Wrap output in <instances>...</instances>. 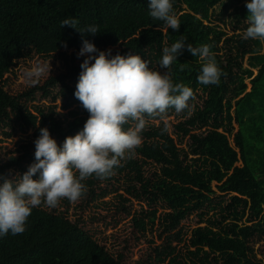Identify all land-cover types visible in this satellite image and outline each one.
Wrapping results in <instances>:
<instances>
[{
  "label": "trees",
  "instance_id": "1",
  "mask_svg": "<svg viewBox=\"0 0 264 264\" xmlns=\"http://www.w3.org/2000/svg\"><path fill=\"white\" fill-rule=\"evenodd\" d=\"M217 5L231 10L246 30V0H174L178 31L150 17L148 0H0V124L34 131L17 155L0 162L7 178L22 175L35 161L40 128L62 144L88 119L67 82L78 80L85 57L77 55L81 34L60 27L66 18L78 19L80 27L98 25L99 33L84 38L99 50L138 54L202 100L195 105L191 99L174 125L177 134L189 137L188 150L163 123L149 124L142 144L110 177H89L76 202L34 208L22 234L0 238V264H264V44L242 34L227 37L213 24ZM181 35L194 47L211 45L223 73L219 84L198 83L203 61L187 48L170 69L159 67L163 47ZM246 55L249 68L243 66ZM37 62L48 63L51 71L36 85L27 84L22 73ZM57 86L68 96L66 107L81 109L71 110V119H57L52 109L36 107L33 114L24 107L23 100L48 96ZM194 212L213 214L186 239L181 222Z\"/></svg>",
  "mask_w": 264,
  "mask_h": 264
},
{
  "label": "clouds",
  "instance_id": "2",
  "mask_svg": "<svg viewBox=\"0 0 264 264\" xmlns=\"http://www.w3.org/2000/svg\"><path fill=\"white\" fill-rule=\"evenodd\" d=\"M174 0H148L149 15L162 21L165 30L178 31L180 21L173 10ZM247 28L243 39L264 44V0H246ZM71 26L82 36L80 65L74 96L89 116L82 130L58 144L47 127L40 128L34 141L35 161L26 172L12 178L0 174V238L22 234L28 218L37 207L55 208L62 199L76 202L86 192L83 181L95 176L104 180L121 161L131 158L142 144V132L148 117L165 114L174 108L177 114L190 108L193 90L173 83L168 71L163 74L142 56L113 55L99 50L87 35L99 33L98 25L79 26L76 18H66L60 27ZM181 38L162 49L160 68L170 69L187 50L203 61L197 77L202 85H217L223 74L211 51V45L194 47ZM66 47V44H65ZM51 71L48 63L37 62L22 73L27 84L36 85ZM133 122L127 129L124 125ZM38 126V125H37ZM37 176L36 179L33 177Z\"/></svg>",
  "mask_w": 264,
  "mask_h": 264
},
{
  "label": "rangeland",
  "instance_id": "3",
  "mask_svg": "<svg viewBox=\"0 0 264 264\" xmlns=\"http://www.w3.org/2000/svg\"><path fill=\"white\" fill-rule=\"evenodd\" d=\"M227 0H223V2H226ZM214 19V25L218 26L220 29L225 31L227 33V37L236 34H242L244 31L242 30L244 28V24H238L236 19L231 15V10L228 12H225L223 8L220 5L215 6V14L213 15ZM235 27H238L237 30ZM243 66L244 68H249L248 65V56L246 55L243 60ZM149 67H152L153 69H156V66L154 64L149 63ZM160 71V70H159ZM254 75L257 74V69H253ZM68 84L75 88L76 90V84L78 80L72 79L67 81ZM247 84V90H250L251 88V82L250 78H246L245 80ZM195 105H201L202 100L198 97L194 99ZM23 105L25 108L29 109L33 114H36V107H41L44 111L49 112L51 109L55 112L54 116L57 119L65 120V119H71L69 112L71 110L81 111L78 104H73L70 108L66 107V105L69 103L68 96H63L61 89L59 86L54 87L48 96L42 95V93H37L33 100H23ZM191 107H194V103H192ZM183 117L180 114H177L175 111L171 113H165L162 115V118L159 120H154L151 122L146 123V127H148L149 124H154L155 126L160 125L163 123L168 131V133L174 138L176 143L179 145V147L188 150L189 149V143L190 139L189 137H183L180 134H177L174 125L177 124L180 120H182ZM234 131L233 133L238 129L237 124H234ZM203 128L201 131H204ZM199 132V130H197ZM33 133L34 131L31 129H28L27 131L23 132L20 130L18 124H15L11 122V126H7L4 124H0V162L7 161L10 156L17 155L19 152V148L21 144L27 142L29 139H33ZM9 134V135H7ZM230 142L233 144V135H230ZM241 162L237 163V165H240ZM112 183L116 185L117 181H113ZM111 183V184H112ZM120 185H122V182H119ZM214 190L216 191V194H222L215 186V183L213 184ZM226 199V198H223ZM200 212H194L190 215H188L182 222H181V229L182 233L184 234V237L186 239L189 237L191 231L197 227V226H203L205 225L204 222L201 223V221H204V219L210 218V216L213 214V212H210L208 215H203L202 217L199 216ZM182 245V243H181Z\"/></svg>",
  "mask_w": 264,
  "mask_h": 264
}]
</instances>
